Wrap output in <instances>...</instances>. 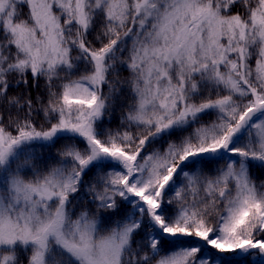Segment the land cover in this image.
<instances>
[{
	"label": "snow or ice",
	"instance_id": "6c2138e0",
	"mask_svg": "<svg viewBox=\"0 0 264 264\" xmlns=\"http://www.w3.org/2000/svg\"><path fill=\"white\" fill-rule=\"evenodd\" d=\"M255 170L264 0H0V264L264 256Z\"/></svg>",
	"mask_w": 264,
	"mask_h": 264
},
{
	"label": "trees",
	"instance_id": "16d2710c",
	"mask_svg": "<svg viewBox=\"0 0 264 264\" xmlns=\"http://www.w3.org/2000/svg\"><path fill=\"white\" fill-rule=\"evenodd\" d=\"M89 39H92V37L90 36ZM122 76H127L128 73L126 70H122L121 72ZM31 95L33 98L36 97L38 94L39 95H44V81L43 79H41L39 81V87L37 88H33L32 87V82L31 79H29V84L27 85V87H25V85L21 84L19 87H11L9 89V95L13 96V95H21V96H27V95ZM118 115H119V111H117L116 116L113 117L112 122L117 123L118 120ZM110 126V125H108ZM216 253V258L219 259L220 261L225 260V264H249V261L246 259V257H237V256H229L227 254H223V255H217V250H214ZM249 259V257H248ZM250 264H263V263H259L258 261H250Z\"/></svg>",
	"mask_w": 264,
	"mask_h": 264
},
{
	"label": "rangeland",
	"instance_id": "374dc122",
	"mask_svg": "<svg viewBox=\"0 0 264 264\" xmlns=\"http://www.w3.org/2000/svg\"><path fill=\"white\" fill-rule=\"evenodd\" d=\"M117 120H118V118H117ZM116 124L117 123L112 122L109 127H113L114 128L116 126ZM59 146L60 145L57 144L56 147H59ZM254 175H255V178L258 181L261 180V179H264V172H261L260 170H255ZM203 255L205 257H215V264H225L226 263L225 260L220 261L219 259L216 258V253H215L214 249H212L211 246H207V247H204L203 248ZM227 255L233 257V255L231 253H227ZM246 259L248 261H258L259 263H263L264 264V256H261V255H259L258 253H255V252H253L251 254V256L249 257V259H248V257H246Z\"/></svg>",
	"mask_w": 264,
	"mask_h": 264
}]
</instances>
